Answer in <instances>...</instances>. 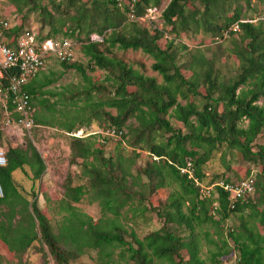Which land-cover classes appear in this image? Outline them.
Returning a JSON list of instances; mask_svg holds the SVG:
<instances>
[{"label":"trees","instance_id":"obj_1","mask_svg":"<svg viewBox=\"0 0 264 264\" xmlns=\"http://www.w3.org/2000/svg\"><path fill=\"white\" fill-rule=\"evenodd\" d=\"M6 1L15 8L16 22L6 33L11 46L14 37L31 31L26 23L33 14L39 38L79 42L87 62L55 60L79 74L78 84L51 89L56 79L44 75L24 86L32 108L38 107L35 125H55L71 135L70 170L59 202L61 217L51 224L35 194L28 199L12 176L24 166L32 179L41 176L45 165L36 148L28 141L3 149L7 163L0 167V264H23V255L36 242L56 264H69L89 250H97L103 264H113L115 256L118 264H205L199 258L196 229L204 224L218 227L236 214L239 224L220 238L211 263L220 264L229 254L230 240L237 252L235 264H264V232L259 230H264V144L254 149L264 133V108L257 103L264 96V20L257 25L241 22L240 0H170L161 12L160 28L144 26L139 19L159 0ZM199 32L212 40L237 33L232 48L237 74L226 77L213 57L176 41L182 34ZM165 33L172 38L161 48L158 41ZM92 35L100 40H91ZM114 49L151 56V68L162 81L132 68ZM183 53L189 55L185 62ZM6 112L18 118L12 105L0 104V118ZM44 112L49 117L45 122ZM93 123L100 131L115 129L119 134L73 135ZM108 142L114 146L106 152ZM218 151L223 159L238 155L253 166L242 178L235 172V183L250 176L253 180V191L244 200L232 202L219 185L215 197L202 193L204 166ZM142 152L148 159L139 164ZM186 161L192 164V178L180 172ZM223 182L231 183L228 178ZM83 199L97 203L103 216L93 220L79 212L73 204ZM151 214L160 227L138 237L137 220L147 222Z\"/></svg>","mask_w":264,"mask_h":264},{"label":"rangeland","instance_id":"obj_2","mask_svg":"<svg viewBox=\"0 0 264 264\" xmlns=\"http://www.w3.org/2000/svg\"><path fill=\"white\" fill-rule=\"evenodd\" d=\"M169 1L170 0H159L158 6L153 7V10L148 12L147 9L146 16L141 17L142 19L139 18L142 25L148 27L153 25L156 28H160L163 23L161 19V12ZM239 3L241 5V22L248 21L257 25L259 22L264 20V0H249V3H247L246 0H240ZM0 5L4 16L12 19L13 13L15 12L14 6L6 0H0ZM34 19L35 16L31 14L26 23V27L35 32H39L38 25L35 23ZM13 22H16L15 18L12 23ZM233 29L237 31L238 27L235 25ZM208 36L206 37L202 32L195 35L182 34L176 41L185 43L189 49L194 48L191 49L192 51L196 49L200 50L208 59L213 57L216 61V66L221 68L226 77L237 74V57L232 52L234 40H238L237 33L233 36H229L227 33H224L222 38H213V40L212 38H208ZM91 38L100 40L99 37H93V35ZM171 38V34L165 33L158 41V45L161 48L166 47L167 41ZM74 43L76 49L75 63L85 65L87 60L80 52V44L76 41H74ZM114 53L118 58H121L128 65H131L132 68L143 73L145 76L155 77L158 82L162 81L161 76L151 68V65L154 63L151 56L141 51L133 50L120 51L114 49ZM188 59L189 55L187 56L183 53L181 61L185 62ZM183 72L186 76L188 75L186 71ZM98 74L99 72L94 73V76L97 78L99 76ZM41 75H51L56 79V81L48 87L55 90H60L63 86L78 84L81 81L79 74H77L75 70H66L55 60H51L50 63H48L46 69ZM257 103L264 108V96L261 97ZM34 108L35 110H38L37 106ZM111 112L112 114L115 113L114 110H111ZM74 113L76 112L73 111L71 114ZM44 115L45 116L42 120L45 122L49 119V117L45 112ZM6 117V114L3 113L0 118V125L2 128L1 143L3 149L7 150L9 147H18L24 145L25 142L31 141L45 165L44 171L38 179H32L33 174L28 166H24L23 169L13 172L15 185L18 190L25 193L30 200L32 199V194H35L38 208L46 215L51 224H55L60 219L62 214L59 210V202L63 198V183L68 171L70 170L69 162L71 135L55 125L51 127L43 124L35 125L34 123V127L29 130L14 123L6 125L4 123ZM243 125H246V121ZM85 129V127H81L73 135L83 137L89 133L99 131V128L95 123H93L87 130ZM254 144V149H256L257 144H264V133L257 137ZM113 146V142H108L105 147L106 152L110 151ZM128 150H130V148H128ZM221 153L222 151L213 153L211 159L206 162L204 166L205 178L202 183H200L202 190H210L212 197L217 195L215 192V186L223 183L224 178H228L231 183H235V172H237L242 178L246 172V168L251 167L253 169L251 164L242 162L238 155H236L237 159H234L232 155L227 154L223 159ZM147 157L148 155H146L145 152H142V156L138 160L139 164H143L148 159ZM233 159L239 160V162H233ZM168 191H170V189H168ZM166 194L167 192H163L161 195L165 197ZM157 197L158 196H154L152 198L155 205L157 204ZM73 206L79 212L89 216L93 220H97L103 216V212L98 204L90 203L87 199H83L81 202L73 204ZM246 213H248V210ZM215 219H217V217H215ZM137 221L139 225L135 227V231L138 237H142L148 232L160 227V222L155 214H151L150 219L147 222H141V220ZM239 222L240 218L238 217V214H236L234 217L222 221L221 225L218 227L210 224H204L202 228L196 229L199 241V258L202 259L205 264H212L210 261L211 253L216 250V245L220 244V238H224L227 231L231 227L238 225ZM259 230L261 233L264 232L261 227ZM205 232H207V235ZM126 240L130 239L126 237ZM227 246L229 254L222 258L220 264H235L237 252L233 248V243L228 240ZM41 250L42 249L40 248L39 243L36 242L32 248H30L28 252L23 255V264H56L45 247L42 251ZM2 252L6 254L7 261H12V257L6 251L3 250ZM181 254L183 257H187V252L185 250H183ZM118 263V257L115 256L113 264ZM69 264L103 263L100 260L99 252L97 250H89L77 258H74L73 260L71 259ZM120 264H124V262L120 261Z\"/></svg>","mask_w":264,"mask_h":264},{"label":"built area","instance_id":"obj_3","mask_svg":"<svg viewBox=\"0 0 264 264\" xmlns=\"http://www.w3.org/2000/svg\"><path fill=\"white\" fill-rule=\"evenodd\" d=\"M150 10H153V8H149L148 12ZM134 17V11L131 10L129 18L133 19ZM12 21L9 17L4 16L0 5V104L4 108H7L10 104L14 111L18 113V118L12 119L9 112H6L7 117L4 120L6 125L14 123L26 129H31L34 126L33 108L30 101L31 96L24 90V86L38 75L50 58L61 62L75 61V43L69 39L39 38L38 33L31 30L24 31L14 37V46H11L6 33L15 24ZM93 37L97 36L93 35ZM91 40L99 39L91 38ZM1 129L0 127V131ZM93 133L111 137H117L119 134L115 132V129L99 130ZM6 163V156L0 139V167H4ZM180 172L192 178L193 168L191 162L186 161L185 167L180 168ZM194 181L196 182L195 179ZM219 186L226 191L230 200L234 202L244 200L252 193L253 180L250 176L237 183L223 182ZM201 191L203 194H210V190ZM2 196L3 191L0 187V197ZM215 203L213 206L216 207L217 202Z\"/></svg>","mask_w":264,"mask_h":264},{"label":"crops","instance_id":"obj_4","mask_svg":"<svg viewBox=\"0 0 264 264\" xmlns=\"http://www.w3.org/2000/svg\"><path fill=\"white\" fill-rule=\"evenodd\" d=\"M53 61L54 59L53 58H50V61ZM50 61L48 60V63H50ZM57 62V61H56ZM48 63L45 65V67L38 73V75L35 77V78H33L32 80H36V81H38V80H40V79H42L43 78V76L44 75H41L42 74V72L46 69V66L48 65ZM34 110H35V108H33V112H34ZM13 116H15L14 114H13ZM12 148H14V147H12ZM16 170H19V169H16ZM15 170V171H16ZM15 171H13V172H15ZM12 176H13V173H12ZM25 194V193H24ZM26 195V194H25Z\"/></svg>","mask_w":264,"mask_h":264}]
</instances>
